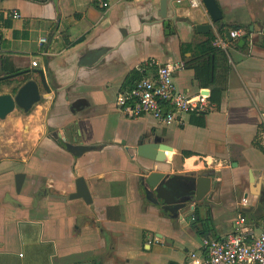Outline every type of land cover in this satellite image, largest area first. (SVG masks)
I'll use <instances>...</instances> for the list:
<instances>
[{
  "label": "crops",
  "instance_id": "crops-1",
  "mask_svg": "<svg viewBox=\"0 0 264 264\" xmlns=\"http://www.w3.org/2000/svg\"><path fill=\"white\" fill-rule=\"evenodd\" d=\"M159 1L0 0V80L7 78L0 93L33 78L41 94L3 124L14 137L0 138V264H193L189 253H203L202 230L221 238L239 214L264 229V0H216L224 36L186 0H166L164 17ZM233 28L245 34L228 39ZM209 33L225 42L212 41L219 50L210 55L198 48ZM152 59L182 62L173 74L179 90L208 91L201 117L163 125L117 106L138 72H152ZM209 74L201 88L198 75ZM214 88L218 104L208 100ZM145 142L172 150L162 162L142 158L135 149ZM152 171L207 178L208 190L166 210L146 184ZM78 177L90 202L69 197Z\"/></svg>",
  "mask_w": 264,
  "mask_h": 264
},
{
  "label": "built area",
  "instance_id": "built-area-1",
  "mask_svg": "<svg viewBox=\"0 0 264 264\" xmlns=\"http://www.w3.org/2000/svg\"><path fill=\"white\" fill-rule=\"evenodd\" d=\"M180 2L181 0H176ZM189 8L206 12L202 0H186ZM103 6L107 3L103 2ZM12 18H19L17 11L11 13ZM212 25V21L210 22ZM231 38H239L245 34L240 29L229 31ZM45 41V38H41ZM214 45L224 47L225 42L216 36ZM37 62L33 60L31 66ZM152 72L144 74L132 87L117 96V106L127 115L137 117L149 115L158 123L170 125L185 123L184 116L205 113L209 104L207 95L198 93L189 95L179 90L174 82V72L183 67L182 62L161 63L156 59L150 61ZM247 199L241 198V206L247 205ZM194 220V217H192ZM203 253L194 257L189 253L193 264H264V229L255 231L247 225L246 218L239 214L233 221L230 232L221 238L203 236L201 239Z\"/></svg>",
  "mask_w": 264,
  "mask_h": 264
},
{
  "label": "water",
  "instance_id": "water-1",
  "mask_svg": "<svg viewBox=\"0 0 264 264\" xmlns=\"http://www.w3.org/2000/svg\"><path fill=\"white\" fill-rule=\"evenodd\" d=\"M209 18L213 22L221 19L222 13L216 0H202ZM160 15L165 16L166 0L159 1ZM198 30L208 31V26L198 25ZM226 37L231 39L229 31L226 30ZM240 42H243L241 40ZM39 76L41 86L49 92L43 72L41 70H33ZM13 89V88H12ZM208 95V91H202ZM41 94L39 85L36 80L29 78L22 84L17 86L9 93H0V119H4L15 107L21 109L23 112H28L32 106L40 100ZM69 151H81V146H68ZM136 154L142 158L162 162L166 159V152L171 151L172 148L161 142H145L136 146ZM24 175L17 173L15 175V189L19 191L23 181ZM202 180V184L201 183ZM145 181L148 187L152 190L153 196L159 201L163 202L166 210L180 209L184 207L185 201L190 198L200 200L208 190L207 178H200V181L195 177L185 176L180 174H165L163 172L152 171L145 176ZM188 182V183H187ZM198 182H200L198 184ZM204 182V183H203ZM70 198H82L85 202H90V194L82 177L75 180V192ZM193 207V206H192ZM79 264H94V262H83Z\"/></svg>",
  "mask_w": 264,
  "mask_h": 264
},
{
  "label": "trees",
  "instance_id": "trees-1",
  "mask_svg": "<svg viewBox=\"0 0 264 264\" xmlns=\"http://www.w3.org/2000/svg\"><path fill=\"white\" fill-rule=\"evenodd\" d=\"M219 23L220 22L218 21L217 24H219ZM226 28L227 27L224 26L223 24H219V30H218L219 33L224 36V31H225ZM233 29H237V28H233ZM214 37H215L214 34L209 33L208 39L205 42L199 44L198 48H199V50L203 54H209L210 55L212 53L217 52V50H219L218 47L212 45V41L214 40ZM210 66H211V64L207 62V68L204 69V70H206V72H208V71L210 72ZM195 69L198 70V68H195ZM197 70H196V72H197ZM16 73H19V70L18 69H14V68H11L10 71L8 72V74H10V75L11 74H16ZM144 74H145V72H138V77H139L138 79H140ZM209 77H210V74L207 75L206 77H202V76L198 75V82H199V85H200L201 88H206L207 87V85H208V83L210 81ZM24 79H26V78L24 77ZM1 81H5L6 82L7 81V78L1 79L0 80V84L3 83ZM14 89L15 88H13L12 90H14ZM219 97H220V90L219 89H216V88L211 89L210 95L208 97L209 103H211V104H218ZM201 115L202 114L197 115V117H201ZM208 231H210L209 228H207L205 230H202L199 233H201L202 236H207V233L206 232H208Z\"/></svg>",
  "mask_w": 264,
  "mask_h": 264
},
{
  "label": "rangeland",
  "instance_id": "rangeland-1",
  "mask_svg": "<svg viewBox=\"0 0 264 264\" xmlns=\"http://www.w3.org/2000/svg\"><path fill=\"white\" fill-rule=\"evenodd\" d=\"M179 3V2H178ZM16 80H14L11 84H8V85H3L2 87H1V91H4V92H10L11 91V88L13 87V86H16ZM3 93V92H2ZM21 115H23L24 116V112L21 110V109H19V108H17V107H15V109L12 111V112H10L4 119H0V128H2L1 130H0V132H1V134H0V138L1 137H3V139H5V141H6V138H11V135L13 136V134H9V132H6V134H5V132L3 133V131L2 130H4V125L3 124H5V122L8 120V117H19V116H21ZM26 115H28V114H26ZM1 124L3 125V126H1ZM2 135V136H1ZM14 137V136H13ZM3 139H2V141H3ZM1 141V142H2ZM5 141H3L2 143L4 144L5 143ZM4 150H5V148H4ZM3 150V151H4ZM5 153H9L10 154V151H8V150H5L4 151ZM7 155V154H6Z\"/></svg>",
  "mask_w": 264,
  "mask_h": 264
}]
</instances>
